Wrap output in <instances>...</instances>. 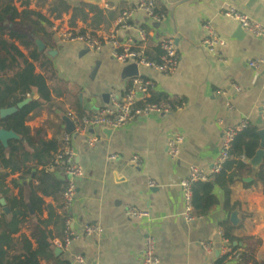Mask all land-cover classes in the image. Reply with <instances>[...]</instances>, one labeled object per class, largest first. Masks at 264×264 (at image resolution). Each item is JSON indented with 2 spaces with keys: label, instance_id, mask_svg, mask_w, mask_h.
Wrapping results in <instances>:
<instances>
[{
  "label": "crops",
  "instance_id": "1",
  "mask_svg": "<svg viewBox=\"0 0 264 264\" xmlns=\"http://www.w3.org/2000/svg\"><path fill=\"white\" fill-rule=\"evenodd\" d=\"M103 1V7L78 0H31L29 6L52 22L104 35L121 12L134 7L138 0ZM10 3L20 13L26 4L23 0H0V10ZM157 3L165 14L161 22L137 12L131 28L123 30L120 38L138 40L139 26L161 36H172L182 60L176 73L170 76L155 67L139 65L135 70L134 63L119 62L112 57L113 47L108 43L95 52L79 41L62 42L45 20L38 22L20 16L13 21L8 14L0 22V26H13L27 33L35 43L39 38L45 43V49L38 50L47 57L35 61V65L36 72L48 78L51 89V98L46 101L36 90L31 91L29 97L41 103L25 122L30 127L28 137L15 131L17 136L4 145L12 143L19 149L14 153L8 150L6 156L0 153V246L8 252V258L17 260L38 251L39 264H66L77 254L86 257L78 264H139L145 238L153 234L158 264L207 263L223 255L221 223L236 210L238 222L233 232L240 238L237 249L252 254L246 264H264V190L261 183L244 185V181L254 180V173L250 174L245 167L239 169L241 178L232 184L230 201L237 206L231 213L220 202L206 215L188 222L182 214L179 190L189 163L201 166L213 163L227 126L248 118L252 125L264 127V64L255 69L248 63L264 57V36L245 30L237 37L238 21L225 14V7L233 4L264 22V2L157 0ZM208 21L225 39L214 52L203 45L206 36L203 24ZM20 48L28 53L24 46ZM146 55L152 60L160 59L161 48L156 38L148 40ZM17 65L14 62L8 69L0 70V76L14 75L19 69ZM137 77L154 83L153 94L183 101V108L160 115L141 114L129 125L110 131L105 127L91 128L88 133L100 135L96 146L88 143L85 134L74 132L72 113L80 117L94 115L99 107L108 104L111 92L123 96ZM79 107L84 114H79ZM259 120L263 122L260 124ZM65 131L73 133L84 169L77 179L72 208L75 227L81 229L92 223L102 230L100 234L74 239L68 250L56 244L64 237L65 229L61 191H54L51 182L42 183L39 190L38 179L33 176L35 171L49 170L45 164L53 150H49L47 143L62 137ZM174 131L186 135L177 159L167 153V140ZM111 153H117L118 157L110 159ZM134 154L142 156V165L129 162L128 158ZM7 157H12L19 168L13 170L12 164L5 162ZM263 162L264 158L254 167L248 163L256 171ZM53 172L62 183V173ZM151 181L156 185L150 187ZM215 193L223 200L220 187H215ZM1 199L11 207L10 218ZM130 206L149 210L150 218L142 222L127 216L125 210ZM242 211L248 213L243 219ZM43 232H48L53 242L51 248L41 244L39 235ZM200 238L212 242L215 251L204 250ZM230 255L224 264H237L239 258ZM6 263L5 259L3 264Z\"/></svg>",
  "mask_w": 264,
  "mask_h": 264
},
{
  "label": "built area",
  "instance_id": "2",
  "mask_svg": "<svg viewBox=\"0 0 264 264\" xmlns=\"http://www.w3.org/2000/svg\"><path fill=\"white\" fill-rule=\"evenodd\" d=\"M264 2V0H261ZM141 12L145 16L151 18L155 22H161L165 18L164 12L158 6L157 0H138L134 7L124 9L121 14L113 21V26L110 31L104 35H99L90 30L73 29L61 22H52L51 28L53 33L62 42L79 41L84 48L92 51H99L105 44L112 45L111 55L114 59L121 63H136L155 67L161 70L167 76L176 73L182 60L181 52L177 47L172 36H161L154 30L145 26L138 27V40L127 38L121 40L120 33L123 30L131 28V22L135 13ZM225 14L229 18L237 20L241 26L248 32L256 36H264V22L257 18L239 10L235 5L230 4L225 7ZM206 30V36L203 39L209 52H214L215 49L221 46L225 39L220 35L219 30L213 26L211 22L203 24ZM150 38H156L160 44L161 55L160 59L152 60L146 55V46ZM249 66L259 69L264 64V57H259L249 60ZM154 83L150 79L137 77L133 80L132 85L127 89L123 96L116 91L109 94V102L106 105L99 107L94 115L80 117L75 113L71 114V120L74 125V132L77 134H85L90 145L96 146L100 140V135L96 133H88L91 128L110 127L112 129L119 128L130 124V121L138 115H160L181 110L184 106L183 101L173 102L166 99L155 101H145L142 105L138 104L139 100L151 97ZM252 123L248 118L242 119L237 124L227 126L223 131L221 147L218 155L211 165L201 166L196 163H189L187 174L179 182V190L183 203V217L190 222L197 217H202L195 212L192 202L193 186L198 181H210L212 178L221 172L223 166L231 158V149L235 143L238 134L245 128H250ZM73 133L65 131L62 135V144L55 153L53 163L49 166V170L60 171L63 175L61 183L62 210L65 213V229L64 237L57 241L60 247L68 250L70 243L81 236H91L100 234L102 230L98 225L88 223L81 229L75 227V216L72 213V208L77 195V179L84 173L82 164L79 161L76 146L73 140ZM186 140V135L181 131H174L167 140V153L171 158L177 159L181 155L182 145ZM117 153H111L110 159H116ZM240 159L244 162H249L245 154H242ZM130 163L142 165L143 159L140 154H134L128 158ZM156 185L151 181L149 186ZM127 216L139 218L143 221L150 218L149 210H140L135 206L128 207L125 210ZM223 229V228H222ZM222 232V230H221ZM223 234V232H222ZM199 242L204 250L214 252L215 246L212 242L202 238ZM223 254L230 253L232 257H241L242 251L234 249L232 242L224 236L221 245ZM86 260L85 255L77 254L71 258L66 264H78ZM159 257L156 253L155 237L149 234L145 238L143 252L139 255V264H158ZM1 264V263H0ZM202 264H216V260H210Z\"/></svg>",
  "mask_w": 264,
  "mask_h": 264
},
{
  "label": "trees",
  "instance_id": "3",
  "mask_svg": "<svg viewBox=\"0 0 264 264\" xmlns=\"http://www.w3.org/2000/svg\"><path fill=\"white\" fill-rule=\"evenodd\" d=\"M31 0H23L25 8L22 13L17 9L14 4H7L0 10V22L5 20L6 15L11 14L13 21L17 17L24 18H35L36 21H47V25L51 26V21L41 12L30 8ZM82 2V1H80ZM84 3V2H82ZM86 4V3H84ZM92 5V4H87ZM93 6V5H92ZM0 70H6L12 63L16 62L19 66L18 71L12 76H0V110L5 107L16 108L12 112L5 116L0 115V126L8 130H14L21 134V136L27 138L30 127L26 125V120L30 117L32 111L40 105V101L31 100L29 103L22 107H18L19 102L26 99L31 91L36 90L40 98L44 101L50 100L51 89L48 85V78L41 72H36L35 61L42 60L47 57L46 54L41 53L38 50L37 44L30 38V36L22 31L17 30L13 26L3 27L0 26ZM4 33L8 36H5ZM17 40L19 43H16ZM20 45L24 46L28 53H25ZM159 99H166L173 102L166 95L157 94L152 92L151 97L138 101L139 105H142L145 101H155ZM79 114H84V110L79 107ZM259 127L252 125L250 128L243 129L236 137L235 143L231 149V158L223 166L221 172L216 174L210 181H198L193 186L192 202L194 205L195 212L198 215H206L209 211L220 202L223 207L231 213L237 206V203L230 204L232 194V184L236 179L241 178L239 169L242 167L247 168L248 172L254 173L255 178L252 181H244L245 186H249L255 183H261L264 190V162L260 168L254 171L250 164L240 159L242 154H245L247 159L254 156L257 149L260 146V134L258 132ZM49 150H53L50 159L46 161V166H50L53 163L55 153L61 147L62 138H53L48 141ZM18 145L10 143L9 146H5L0 140V153L6 156L8 150L11 153L18 150ZM12 155V154H11ZM7 164H12L13 170L19 168L12 162V157H7ZM48 169V168H47ZM38 179L37 188H42V183L51 182L54 191H61V181L57 179L53 170L35 171L33 175ZM215 187H220L223 190V200H220L219 196L215 193ZM2 193H6L1 188ZM242 219L248 215L247 212L242 211ZM223 228V234L233 244L234 249L239 246L240 238L233 232L236 226L232 223L230 218H226L221 223ZM39 240L46 248H51L53 242L49 237L48 232H43L39 235ZM236 242V244H234ZM38 251L26 253L24 258H8V252L2 249L0 246V263L6 259V264H39L37 258ZM230 254L219 255L216 258V264H224ZM252 258L250 252H242L240 259L237 264H246ZM255 264H258L256 262Z\"/></svg>",
  "mask_w": 264,
  "mask_h": 264
},
{
  "label": "water",
  "instance_id": "4",
  "mask_svg": "<svg viewBox=\"0 0 264 264\" xmlns=\"http://www.w3.org/2000/svg\"><path fill=\"white\" fill-rule=\"evenodd\" d=\"M78 1H82L86 4H92V5L98 6V7L104 6L103 0H78ZM242 31H245V29L241 26V24L239 22H237V31H236L237 34H236V36L239 37V36L243 35ZM36 44H37L40 51H43L45 49V43L40 38L36 39ZM133 65H134L135 70H137L138 65L136 63H134ZM31 100H32L31 97H27L26 99L19 102L18 107H22V106L26 105ZM15 109H16L15 107L14 108H11V107L2 108L0 110V115L5 116ZM142 115H145V114H142ZM262 122H263L262 120H259L258 123L261 124ZM105 128H107L108 131H110L112 129L110 127H105ZM258 132H259L260 137H261V144H260V147L257 149L256 153L254 154V156L249 159V162H251L253 167L256 165H259L263 161V158H264V127L259 128ZM15 136H17V134L15 133L14 130H8V129H5L4 127H0V140L2 143L7 144L8 139L11 137H15ZM248 179H251V178H247V180ZM1 204L3 205V210H4L5 214L8 215V217L10 218L11 217V207L7 205V202L5 201V199H1ZM230 218H231V221L234 225L237 224L238 218H237V211L236 210H234L232 212Z\"/></svg>",
  "mask_w": 264,
  "mask_h": 264
},
{
  "label": "rangeland",
  "instance_id": "5",
  "mask_svg": "<svg viewBox=\"0 0 264 264\" xmlns=\"http://www.w3.org/2000/svg\"><path fill=\"white\" fill-rule=\"evenodd\" d=\"M29 96H30V95H29ZM29 96H28V97H29Z\"/></svg>",
  "mask_w": 264,
  "mask_h": 264
}]
</instances>
